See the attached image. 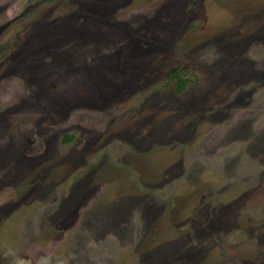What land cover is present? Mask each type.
<instances>
[{
    "label": "rangeland",
    "instance_id": "374dc122",
    "mask_svg": "<svg viewBox=\"0 0 264 264\" xmlns=\"http://www.w3.org/2000/svg\"><path fill=\"white\" fill-rule=\"evenodd\" d=\"M0 264H264V0H0Z\"/></svg>",
    "mask_w": 264,
    "mask_h": 264
},
{
    "label": "trees",
    "instance_id": "16d2710c",
    "mask_svg": "<svg viewBox=\"0 0 264 264\" xmlns=\"http://www.w3.org/2000/svg\"><path fill=\"white\" fill-rule=\"evenodd\" d=\"M181 71L182 70L179 66L174 67L173 69L170 70V77H173V79H175V81H176L175 89L177 91H182L186 86L187 79L185 78V76L183 75V73ZM71 138H72V136L67 135L65 137V140H69Z\"/></svg>",
    "mask_w": 264,
    "mask_h": 264
}]
</instances>
